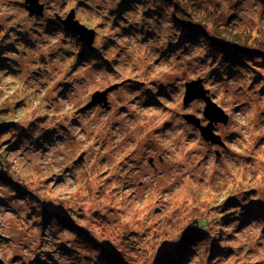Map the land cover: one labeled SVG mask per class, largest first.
I'll return each instance as SVG.
<instances>
[{
    "label": "rangeland",
    "instance_id": "374dc122",
    "mask_svg": "<svg viewBox=\"0 0 264 264\" xmlns=\"http://www.w3.org/2000/svg\"><path fill=\"white\" fill-rule=\"evenodd\" d=\"M176 1L162 17L135 0H38L30 17L0 0L4 264H87L77 226L131 264H264V0ZM70 11L90 48L63 29ZM192 80L228 116L222 144L184 119L208 122L203 100L183 103ZM116 84L108 110L85 108Z\"/></svg>",
    "mask_w": 264,
    "mask_h": 264
},
{
    "label": "water",
    "instance_id": "95a60500",
    "mask_svg": "<svg viewBox=\"0 0 264 264\" xmlns=\"http://www.w3.org/2000/svg\"><path fill=\"white\" fill-rule=\"evenodd\" d=\"M23 6L27 10L28 16L30 17H38L43 12V5L40 4L38 0H24ZM74 16V11H70L66 18L64 20H61L60 23L62 24L63 29L65 31H67L73 36H76L77 39L81 41L85 47L90 48L95 36V31L79 23L78 20L74 18ZM118 86L119 84H116L115 86L108 87L103 91H97L93 93L91 95L90 101L85 105V108L101 105L103 108L108 110L109 104L107 101V95L111 90L117 88ZM197 86H199V81L197 80H192L190 82L185 83L183 103L184 105H186L195 98H201L205 103L202 115L203 118L208 122L205 126L201 125L199 118L193 115L184 116V119L188 124H191L199 130L200 136L206 142L210 141L213 144H222L220 137L214 134L213 128L214 125L219 121L223 122V124H226L228 116L219 106L212 102L210 98L205 95L204 92L199 97L195 96L193 94V90H195ZM0 264L4 263L0 260Z\"/></svg>",
    "mask_w": 264,
    "mask_h": 264
},
{
    "label": "trees",
    "instance_id": "16d2710c",
    "mask_svg": "<svg viewBox=\"0 0 264 264\" xmlns=\"http://www.w3.org/2000/svg\"><path fill=\"white\" fill-rule=\"evenodd\" d=\"M135 1H141V3L147 5V7L150 10L154 9V8H155V10L156 9L159 10V11L161 10L159 8V6L162 5V0H135ZM170 1H172V0H165L166 3L170 2ZM173 1H175V4L178 3V1H176V0H173ZM116 3H118V0H115V4ZM161 11H163L162 12V17L166 16L165 15V9H162ZM177 11H178V9H177ZM178 12H180V11H178ZM181 12H184V10H182ZM179 16L181 17L182 15H179ZM175 17H178V16H175ZM182 21L185 22V26H187V27H191V26L192 27H197V26H193L191 24H187V20L186 19H184ZM198 21H200V20H198ZM180 28H181V26H180ZM184 31H185V29H184ZM188 32H191V30H188ZM200 35L204 36L205 38H208V36H206V34H204L203 31L201 32ZM219 43L220 42L218 41V46H220ZM243 50H246V49L245 48L242 49L239 46V49L236 50L235 52H230V51H228V52L231 53L233 56H237L238 53H241V51H243ZM81 51H82V48H81ZM4 124L5 125H9V124H12V122H9V123H7V121L1 122L0 127H2ZM21 130H22V127H21ZM23 130H25V128ZM0 167H1V164H0ZM202 224H204V226H201ZM76 226H77V224H76ZM206 227H207V221L206 220H203V219H195V220H193V228L192 229L205 231V230H207ZM77 229H78L77 230L78 232L82 233V236H87L88 237L87 240H84L86 242V245H84L82 251L81 252H79V251L74 252V254L76 256L80 257L81 259H83V261L85 263H87V264L96 263V258L99 257L102 264H108V263H113V264H131L127 259L123 258V256L121 255L122 254L121 252L118 254L116 251H114L111 248L103 247L101 242L99 243V241L95 237L90 235L88 232L84 231L79 226H77ZM180 246L181 247H185V243H183V242L180 243ZM172 261H173L172 258H167L165 261L161 260L159 264H170V262H172Z\"/></svg>",
    "mask_w": 264,
    "mask_h": 264
},
{
    "label": "bare ground",
    "instance_id": "6f19581e",
    "mask_svg": "<svg viewBox=\"0 0 264 264\" xmlns=\"http://www.w3.org/2000/svg\"><path fill=\"white\" fill-rule=\"evenodd\" d=\"M195 99H197V98H195ZM195 99H193V100H195ZM200 99H201V98H200ZM193 100H192V101H193ZM201 100H202V99H201ZM202 118H203V117H202ZM199 120H200V122H201V119H200V118H199ZM203 120H205V119L203 118ZM205 121H206V120H205Z\"/></svg>",
    "mask_w": 264,
    "mask_h": 264
}]
</instances>
